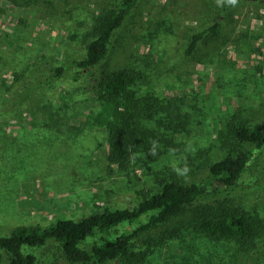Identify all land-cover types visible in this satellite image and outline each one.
Wrapping results in <instances>:
<instances>
[{
  "label": "rangeland",
  "instance_id": "1",
  "mask_svg": "<svg viewBox=\"0 0 264 264\" xmlns=\"http://www.w3.org/2000/svg\"><path fill=\"white\" fill-rule=\"evenodd\" d=\"M114 1L52 0L21 8L0 0V238L19 227L44 228L104 208H132L144 193L158 190L156 179L205 181L208 165L244 148L227 125L264 122V9L250 3L225 16L221 34H206L188 58L193 33L213 21L205 0H139L111 38L103 66L141 72L140 94L179 106L178 132L159 128L155 119L166 124V115L141 120L168 142L157 143L156 158L136 151L124 169L107 162V130L97 121L96 95L86 88L88 79L71 82L72 70L17 105L28 80L50 76L42 71L30 78L32 63L83 56L93 17ZM259 161L264 164V151ZM259 176L245 173L240 184H252ZM220 202L264 220V187L204 203ZM134 227L122 224L111 232ZM96 241L91 237L80 246L88 249ZM22 251L32 254L36 264H70L52 242ZM252 251L186 231L152 247L144 264H264V252ZM0 256H6L1 248Z\"/></svg>",
  "mask_w": 264,
  "mask_h": 264
},
{
  "label": "trees",
  "instance_id": "2",
  "mask_svg": "<svg viewBox=\"0 0 264 264\" xmlns=\"http://www.w3.org/2000/svg\"><path fill=\"white\" fill-rule=\"evenodd\" d=\"M9 1L21 8L23 3H52V0ZM205 1L212 8L213 21L208 27L193 33L185 51L186 58L194 54L206 34L218 37L223 18L243 3L264 9V0H236L235 4L230 0ZM138 2L115 0L112 5L100 9L93 17L88 33L91 38L86 42L83 56L44 58L33 62L28 71L30 78L42 71L50 76L33 83L25 82L16 102L18 105L33 91L60 80L70 70L73 71L71 82L88 79L86 88L95 93L99 104L97 121L101 123L98 121V124L107 130L106 160L120 169L128 166L134 152L141 151L147 157L156 158L160 152L157 143H168L154 129L144 127L141 120L166 115V124L162 119H155L159 128L173 132L181 130L180 122L176 121L180 112L178 105L169 101L164 103L153 95L140 94L137 88L144 80L141 72L130 68L110 71L103 66L111 38L124 25ZM227 132L244 148L208 165L205 181L183 183L175 177L156 179L158 190L149 195L144 193L142 200L132 208H104L78 221L58 219L44 228H16L9 236L0 238V248L6 255L0 256V264H36L35 257L24 253L22 248L40 247L51 242L70 264H144L152 247L186 231L210 242L232 243L244 251L252 249V253L260 255L264 252V239L261 238L263 219L226 202L215 206L204 203L209 199L230 196L236 191L250 193L264 187V164L259 161L264 151V122L248 127L230 123ZM255 172L262 177L256 178L252 184H240L245 173ZM122 224L135 227L113 236L111 231ZM154 232L161 234L160 240L151 235ZM91 237H96L97 241L88 249L82 248L80 245ZM140 239L143 240L142 246L137 247ZM147 242L149 245L144 246Z\"/></svg>",
  "mask_w": 264,
  "mask_h": 264
},
{
  "label": "clouds",
  "instance_id": "3",
  "mask_svg": "<svg viewBox=\"0 0 264 264\" xmlns=\"http://www.w3.org/2000/svg\"><path fill=\"white\" fill-rule=\"evenodd\" d=\"M230 3L235 4L236 0H230ZM184 171H187V169H185Z\"/></svg>",
  "mask_w": 264,
  "mask_h": 264
}]
</instances>
